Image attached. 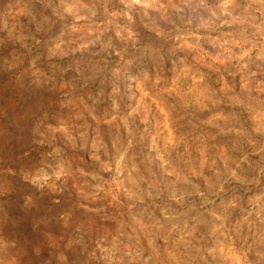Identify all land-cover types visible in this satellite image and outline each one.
<instances>
[{"label": "rangeland", "instance_id": "1", "mask_svg": "<svg viewBox=\"0 0 264 264\" xmlns=\"http://www.w3.org/2000/svg\"><path fill=\"white\" fill-rule=\"evenodd\" d=\"M229 17L0 0V264H264V46Z\"/></svg>", "mask_w": 264, "mask_h": 264}, {"label": "crops", "instance_id": "2", "mask_svg": "<svg viewBox=\"0 0 264 264\" xmlns=\"http://www.w3.org/2000/svg\"><path fill=\"white\" fill-rule=\"evenodd\" d=\"M255 1L257 0H217V5L221 8H227L230 14L229 21H227L228 25H226L225 21L218 20L217 23H220V25L217 26V29L219 27H223L232 31L239 28L245 31V41H243V39H239L234 43L228 42L231 48L232 45L236 47L239 45H253L255 40L252 37H259L257 44L264 46V4H257ZM257 30H260V32L263 31V33L258 34L255 32ZM218 36L219 35H217V37ZM217 44H219L218 40ZM230 51V60H237V57L233 58V56H235V51ZM254 55H257L254 59H259L262 57L261 55H264V52H259L258 50L253 49L249 54H247L245 60L252 59Z\"/></svg>", "mask_w": 264, "mask_h": 264}]
</instances>
